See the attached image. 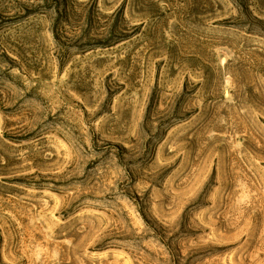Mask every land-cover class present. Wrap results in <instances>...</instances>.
I'll list each match as a JSON object with an SVG mask.
<instances>
[{
	"label": "rangeland",
	"instance_id": "obj_1",
	"mask_svg": "<svg viewBox=\"0 0 264 264\" xmlns=\"http://www.w3.org/2000/svg\"><path fill=\"white\" fill-rule=\"evenodd\" d=\"M0 264H264V0H0Z\"/></svg>",
	"mask_w": 264,
	"mask_h": 264
}]
</instances>
